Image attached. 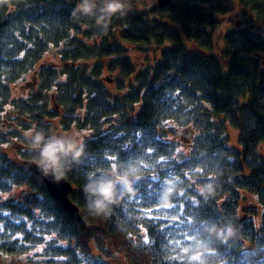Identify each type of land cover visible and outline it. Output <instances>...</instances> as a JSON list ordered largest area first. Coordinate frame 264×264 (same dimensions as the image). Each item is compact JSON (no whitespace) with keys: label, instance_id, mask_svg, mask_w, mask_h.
Segmentation results:
<instances>
[{"label":"trees","instance_id":"1","mask_svg":"<svg viewBox=\"0 0 264 264\" xmlns=\"http://www.w3.org/2000/svg\"><path fill=\"white\" fill-rule=\"evenodd\" d=\"M131 3L104 29L75 0H0V264H198L197 234L213 264H264V0ZM34 126L91 130L67 177L86 226L24 166ZM129 157L149 165L136 197L88 216V175ZM236 217L226 244L200 227Z\"/></svg>","mask_w":264,"mask_h":264},{"label":"clouds","instance_id":"2","mask_svg":"<svg viewBox=\"0 0 264 264\" xmlns=\"http://www.w3.org/2000/svg\"><path fill=\"white\" fill-rule=\"evenodd\" d=\"M133 10L131 0H75L70 16L93 18L96 25L107 29L114 18L126 17ZM90 133L91 130L74 134L46 133L34 126L25 135L28 149L33 153L32 163L44 178L60 184L85 158L87 145L84 138ZM113 158L116 160V157ZM148 167L143 159L129 157L90 173L80 189L87 215L106 219L126 199H134L137 195L136 185L146 177ZM188 181V178L182 180L178 176L166 179L159 190L158 204L164 209L171 208L173 198L184 191ZM198 190L205 200L216 195L214 184L211 182L204 183ZM237 219L238 217L233 223L222 225L204 222L200 227L207 234L209 241L214 238L226 244L237 235ZM195 237L202 251L197 252L191 259L198 264H213L205 258L212 251L209 243L202 240L199 234Z\"/></svg>","mask_w":264,"mask_h":264},{"label":"water","instance_id":"3","mask_svg":"<svg viewBox=\"0 0 264 264\" xmlns=\"http://www.w3.org/2000/svg\"><path fill=\"white\" fill-rule=\"evenodd\" d=\"M172 2L173 0H157V5L163 8ZM23 164L37 177L41 178L53 199L58 201L64 207V209H66L68 213H70L81 225L86 226L87 222L82 217L80 208L72 201L70 197L71 193L73 192V185L70 181H68V179L62 181L60 184H55L49 179L44 178L30 159L24 161Z\"/></svg>","mask_w":264,"mask_h":264},{"label":"rangeland","instance_id":"4","mask_svg":"<svg viewBox=\"0 0 264 264\" xmlns=\"http://www.w3.org/2000/svg\"><path fill=\"white\" fill-rule=\"evenodd\" d=\"M144 5L146 7H148V8H152V7L157 5V0H144ZM70 134H73V133H70ZM114 263H116V264H124V263H122V260H120V259L118 260V262H114Z\"/></svg>","mask_w":264,"mask_h":264},{"label":"snow or ice","instance_id":"5","mask_svg":"<svg viewBox=\"0 0 264 264\" xmlns=\"http://www.w3.org/2000/svg\"><path fill=\"white\" fill-rule=\"evenodd\" d=\"M180 151H182V149ZM111 160L115 161L113 157L111 158ZM199 171H202V169H199ZM204 179L205 180H211V178L210 177H207V176H205Z\"/></svg>","mask_w":264,"mask_h":264}]
</instances>
